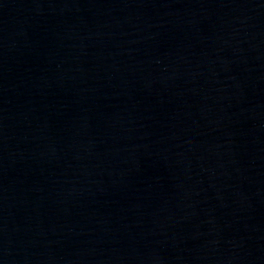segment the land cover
Returning <instances> with one entry per match:
<instances>
[{
	"label": "water",
	"instance_id": "1",
	"mask_svg": "<svg viewBox=\"0 0 264 264\" xmlns=\"http://www.w3.org/2000/svg\"><path fill=\"white\" fill-rule=\"evenodd\" d=\"M0 264H264V0H0Z\"/></svg>",
	"mask_w": 264,
	"mask_h": 264
}]
</instances>
